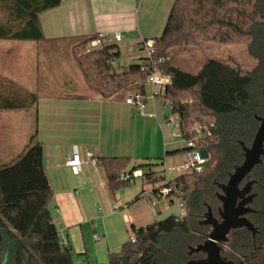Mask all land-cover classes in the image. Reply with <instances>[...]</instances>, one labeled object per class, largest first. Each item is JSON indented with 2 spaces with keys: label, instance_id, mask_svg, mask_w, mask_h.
<instances>
[{
  "label": "trees",
  "instance_id": "trees-1",
  "mask_svg": "<svg viewBox=\"0 0 264 264\" xmlns=\"http://www.w3.org/2000/svg\"><path fill=\"white\" fill-rule=\"evenodd\" d=\"M60 4L61 0H0V42L40 41L44 38L40 14ZM96 36L79 38L76 46ZM154 41L151 61L161 72L172 75L173 113L180 115L185 129L192 114L209 127L210 133L199 142L209 161L200 173L180 174L167 183L154 167L166 157L186 152V147L168 149L165 157L143 162L130 157H96L111 190L129 184L121 178L123 170L145 166L144 184L181 186L188 212L183 219L170 214L147 225L133 224L136 241L130 237L119 252H109L107 263L96 264H184L190 259L188 247L208 237L210 228L200 221L209 207L216 214L218 185L242 163L243 144L251 145L260 125L257 117L264 116V0H175L162 34ZM205 41L242 44L254 64L246 70L208 59L193 73L171 57L178 49L199 48ZM119 55L117 46L108 45L80 62L96 72L99 80L93 90L101 99L125 100L128 87L144 89L150 71L141 66L148 58L119 71L112 64ZM19 85L0 77V109L35 108V129L28 143L18 155L0 163V264H75L72 245L60 237L59 222L51 211L53 190L44 166V146L37 137L39 95ZM248 180L255 181L256 196L248 218L257 233L253 236L245 228L231 232L226 257L235 264H251L264 251V158L244 181Z\"/></svg>",
  "mask_w": 264,
  "mask_h": 264
},
{
  "label": "crops",
  "instance_id": "crops-1",
  "mask_svg": "<svg viewBox=\"0 0 264 264\" xmlns=\"http://www.w3.org/2000/svg\"><path fill=\"white\" fill-rule=\"evenodd\" d=\"M174 2L175 0H61L58 7L40 14L43 39L0 42L3 45L0 56L3 51L15 54L11 44L19 42L26 54L41 51L46 56L45 60H49L54 45L60 46L56 51L69 52L79 38L98 32L108 34L106 44L117 46L120 52L124 47H130L140 54L143 51L138 47L144 41L155 40L162 34ZM116 33H120L121 40H114ZM6 73L2 71V76L8 77ZM23 84L26 82L23 81ZM153 89L155 88L150 83L145 84L144 91L148 101L144 112H139L136 106L124 100H104L94 95H39L36 107L37 137L44 146V166L53 190L54 211L58 215L54 214L52 208L51 211L60 224L59 230L71 229L78 224V220L73 218V202L76 207L84 208L89 196L93 200L102 197L105 199L111 189L101 165L96 169L85 165L80 175L73 173L66 160L74 147L78 148L84 160L106 156L130 157L135 162L163 158L166 150L177 148L181 138L170 133L164 101L159 96L151 97ZM9 111H12L11 116L7 114ZM0 113V119L14 115L23 118L26 111L0 109ZM32 132L25 125L21 131V140L18 139L19 134L15 138L14 135L0 133V161H8L18 155ZM168 158L170 157L165 160ZM146 187L147 184L143 181L141 191H145ZM73 193L80 195L79 202H75ZM135 198L126 203L129 208L136 202ZM128 207L123 215L128 212ZM69 208L74 212L70 213ZM132 214L136 222V215ZM145 223L140 222L143 225ZM63 241L71 243L69 238Z\"/></svg>",
  "mask_w": 264,
  "mask_h": 264
},
{
  "label": "rangeland",
  "instance_id": "rangeland-1",
  "mask_svg": "<svg viewBox=\"0 0 264 264\" xmlns=\"http://www.w3.org/2000/svg\"><path fill=\"white\" fill-rule=\"evenodd\" d=\"M1 43L0 50L3 49V45ZM89 43L76 46L75 42L71 47L72 50L69 52H62L61 50L56 51V49H59L60 46L54 45V51L49 54V60H45L46 56L41 51H36L34 53L30 52L26 54L23 51L22 44L19 42H13L11 45L14 48L13 51L16 52L15 54H6L5 51L1 53L0 77L2 78V71L7 72L6 75L10 77L14 83L18 85L20 83V88L24 87L27 89H32L33 91L37 92L38 95L42 94L47 96L74 93L85 97H90L93 95L97 96V93L93 90V86L97 85L99 78L95 76L96 72L94 70L87 68L85 64L82 67L80 62H85L87 55H89L93 50L101 49L108 45L105 43V46L103 47H94ZM143 56H146L144 51L139 54L134 52V50L130 47H124L121 49L117 60L114 59L118 63L115 65L113 63L112 64L116 70L121 71L127 69L131 63L141 62V58ZM171 57L178 66L193 73L197 72L201 65L208 59H219L225 63L241 66L246 70L250 69L254 64V61L248 55L246 47L235 42L221 44L216 41H205L199 48L189 47L185 49H178L177 53ZM85 67L87 68V72L84 71V69H86ZM23 81H25L26 84H23ZM146 83H148L147 80L145 84ZM144 89L141 90L145 93ZM134 90V88L128 87V90H126L127 92H125L126 97ZM126 97L124 100L125 102ZM159 97H161L164 101L163 106L164 109L166 108L165 111L168 115L167 118L173 114L176 115L177 113H173L172 111V104L167 105L165 103L164 97L161 95H159ZM24 110L26 113L23 118H19L15 115L13 117L1 118L0 133L5 134L6 136L14 135L15 138L19 134L18 139L21 140L23 138L21 131H23L25 125H27L29 129L34 130L35 108L30 107ZM1 114L2 113H0V115ZM7 114L11 116L12 111H9ZM196 115L197 114H192L190 116L189 120L191 123L188 127H192L195 124L205 126L204 121L196 118ZM203 118L209 119L208 116H203ZM169 127L170 133L175 136V129L171 126ZM188 127L186 128V131ZM183 128L185 129L184 121ZM205 136L199 137V142H201ZM185 137L191 138L194 136L187 134ZM184 139L181 138V140H179L177 143V148L186 147ZM168 148H170V146H168ZM185 153L186 152L170 157L167 161L164 159V162L160 166H157V169L155 170L158 172V174H163L168 180L175 178L176 176L180 175V173L172 171L165 172L163 166L165 163L173 164L185 160ZM2 162L3 160L0 161V163ZM127 170L128 169L123 170L122 173ZM145 170L146 167L143 166L142 173ZM189 173L192 172H187L184 174ZM157 184L158 186L162 187L159 183ZM142 187V175L135 174L129 184L123 186L118 191L114 192L110 189V191H108L109 194L105 199L102 197V199L93 200L92 197L89 196L84 208L82 207L80 209L79 207H76L72 200L75 210V216L73 218L78 220V224L73 226L71 229L62 228V230H59V234L62 240H67L69 238L71 241L72 254L75 264L107 263L109 260V252H119L121 250L122 244L128 241L130 237L132 242L136 241L135 235H133L131 232V226L133 224L136 226H143V224H140V222H146L145 224L147 225L154 220L162 219L170 214H176V204L160 199L157 206H149L145 200V197L141 195L140 198L136 200V202L132 203V208L128 207L127 209L129 213H135L137 218L136 222L134 217L133 221L127 222L123 215V212L126 211V209L121 206L127 205V202H131L137 194L139 195L141 193ZM151 187V185H147L146 190L150 189ZM72 196L76 203L79 202L80 195L73 193ZM115 204H118V207H120L117 209L113 208ZM51 205V208L54 211V201ZM69 211L70 213L74 212L72 208H69ZM54 214L58 215L55 213V211ZM95 235H98L99 238L95 239ZM133 239L135 240L133 241ZM203 241L204 240L201 242ZM228 251L229 248L226 245L224 248L225 257ZM227 259L233 260L232 258ZM251 264H264V251L258 256V259L253 260Z\"/></svg>",
  "mask_w": 264,
  "mask_h": 264
},
{
  "label": "built area",
  "instance_id": "built-area-1",
  "mask_svg": "<svg viewBox=\"0 0 264 264\" xmlns=\"http://www.w3.org/2000/svg\"><path fill=\"white\" fill-rule=\"evenodd\" d=\"M97 36L90 41L94 47H103L105 46L106 41L109 39L108 34L104 32H99L96 34ZM116 41L121 40L120 33H116L114 36ZM138 49H142L145 52L146 61L142 62V70L150 71L147 76V81L150 83L155 89L152 90L151 97L163 96L165 103L167 105L172 104L173 92L171 90V74H165L160 71L154 61H151L155 53V41L154 40H146L142 45L138 47ZM150 59V60H149ZM162 60V59H160ZM115 65L117 62L115 60L112 61ZM126 103L136 106L139 112H144L147 96L141 89H135L126 97ZM167 123L169 126L175 129V136L184 139L186 144V159L173 164L165 163L163 168L165 172H178L180 174H184L187 172H200L205 167V165L209 161V154L204 156L202 154V149L199 147V137L208 135L210 133L208 126H202L200 124H195L192 127H188L187 131L183 128V120L180 115H171L167 118ZM187 134L193 135L194 137L186 138ZM67 166L71 168L74 174L79 175L82 173L85 165H90L95 169L99 166L98 159L96 157H91L87 160H84L81 156L80 151L77 147H74L72 154L66 160ZM143 174L140 169L134 171H125L121 174V178L123 180H128L129 182L132 180L134 175ZM168 179L166 182L168 183ZM143 197L149 206H157L160 199L167 200L170 203L177 205L176 216L178 219H183L187 216V203L184 198V191L181 186L177 184H168V186L160 187L158 185L152 186L150 189L145 190L142 193ZM120 207V206H119ZM118 204H115L113 208H119ZM123 208H127L128 205L121 206ZM124 218L127 222L133 221V215L129 212L124 214ZM95 239H98L99 236L95 235ZM135 239H133L134 241Z\"/></svg>",
  "mask_w": 264,
  "mask_h": 264
},
{
  "label": "water",
  "instance_id": "water-1",
  "mask_svg": "<svg viewBox=\"0 0 264 264\" xmlns=\"http://www.w3.org/2000/svg\"><path fill=\"white\" fill-rule=\"evenodd\" d=\"M257 119L260 125L253 142L250 146L243 144L242 163L235 166L227 182L220 184L221 192L217 193L221 202L218 208L220 220L209 207L205 218L200 222L211 227L208 237L203 242L188 247V255L202 252L205 257L189 259L184 264H235L233 260L224 256V248L230 240V233L245 228L253 236L256 235L257 228L248 218V214L253 211L251 204L256 196L253 192L255 181L248 180L242 187L241 184L264 158V116ZM202 154L207 156V150H202ZM57 228H60L59 223Z\"/></svg>",
  "mask_w": 264,
  "mask_h": 264
},
{
  "label": "flooded vegetation",
  "instance_id": "flooded-vegetation-1",
  "mask_svg": "<svg viewBox=\"0 0 264 264\" xmlns=\"http://www.w3.org/2000/svg\"><path fill=\"white\" fill-rule=\"evenodd\" d=\"M227 182V181H226ZM247 182V181H246ZM245 181H243L242 182V184H241V187L242 186H244L245 185V183H246ZM221 192V190H220V184L218 185V191L216 192V196H217V193H220ZM217 199H218V201H219V204L217 205V212H216V216L219 218V220H220V217H219V214H218V208L220 207V205H221V202H220V199L218 198V196H217ZM207 213V212H206ZM205 213V214H206ZM205 218V215H204V217H203V219ZM202 219V220H203ZM201 220V221H202ZM200 221V222H201ZM201 224V223H200ZM203 225H205V224H203ZM206 226H209V225H206ZM209 228H210V230H211V227L209 226ZM210 232V231H209ZM208 232V233H209ZM231 234V233H230ZM229 237H230V235H229ZM201 243V242H200ZM198 244V243H197ZM196 245V244H195ZM194 246V245H193ZM189 251V250H188ZM189 257H190V259H201V258H204L205 257V254L204 253H202V252H200V253H193L192 255H188ZM189 260V259H188ZM187 260V261H188ZM234 261V260H233ZM235 262V261H234Z\"/></svg>",
  "mask_w": 264,
  "mask_h": 264
}]
</instances>
